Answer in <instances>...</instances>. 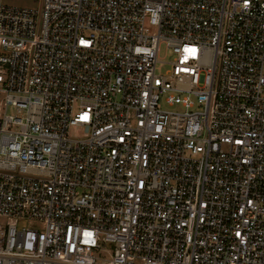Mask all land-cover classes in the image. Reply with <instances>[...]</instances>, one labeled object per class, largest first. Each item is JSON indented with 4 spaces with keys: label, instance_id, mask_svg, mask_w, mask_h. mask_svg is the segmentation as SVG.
I'll return each instance as SVG.
<instances>
[{
    "label": "built area",
    "instance_id": "obj_1",
    "mask_svg": "<svg viewBox=\"0 0 264 264\" xmlns=\"http://www.w3.org/2000/svg\"><path fill=\"white\" fill-rule=\"evenodd\" d=\"M8 106L0 264H264V0L0 4Z\"/></svg>",
    "mask_w": 264,
    "mask_h": 264
},
{
    "label": "rangeland",
    "instance_id": "obj_2",
    "mask_svg": "<svg viewBox=\"0 0 264 264\" xmlns=\"http://www.w3.org/2000/svg\"><path fill=\"white\" fill-rule=\"evenodd\" d=\"M0 4L4 6H17V7H27V8H36L39 5V0H0ZM171 54L167 50H165V46L160 45V49L158 52V63L156 64L155 71L156 73H161L168 68L166 64L171 59ZM14 114L15 109L12 106L6 107L4 110L3 107H0V114ZM9 219L0 217V224H7ZM26 225V220H20L18 227H24ZM107 247H110L107 245Z\"/></svg>",
    "mask_w": 264,
    "mask_h": 264
}]
</instances>
